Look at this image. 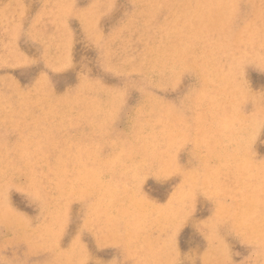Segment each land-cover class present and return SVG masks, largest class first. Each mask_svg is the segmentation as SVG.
Segmentation results:
<instances>
[{
  "label": "rangeland",
  "instance_id": "1",
  "mask_svg": "<svg viewBox=\"0 0 264 264\" xmlns=\"http://www.w3.org/2000/svg\"><path fill=\"white\" fill-rule=\"evenodd\" d=\"M261 65L264 0H0V264H264Z\"/></svg>",
  "mask_w": 264,
  "mask_h": 264
},
{
  "label": "snow or ice",
  "instance_id": "2",
  "mask_svg": "<svg viewBox=\"0 0 264 264\" xmlns=\"http://www.w3.org/2000/svg\"><path fill=\"white\" fill-rule=\"evenodd\" d=\"M40 64V60L39 58H34L32 59L29 63L27 64H24L22 65V67L28 71H30L31 73L35 74L36 72H39L40 69L35 67V65H39ZM245 67V70H247V66H244ZM45 72H47V74L49 76H52V72L49 71L48 69H44ZM260 71L262 73H264V65H261L260 67ZM54 78V77H53ZM158 180H165L167 179L166 177H157ZM196 219L195 216L192 217V221L194 222ZM90 256L92 258L89 259L88 261V264H109V261L106 260L104 257H103V253L102 252H99V251H96L95 249L92 250V252L90 253ZM20 264H22V262H20ZM177 264H188L187 261L183 260V259H180ZM194 264H199L198 261L194 262ZM233 264H236V262H233ZM242 264V262H241Z\"/></svg>",
  "mask_w": 264,
  "mask_h": 264
},
{
  "label": "bare ground",
  "instance_id": "3",
  "mask_svg": "<svg viewBox=\"0 0 264 264\" xmlns=\"http://www.w3.org/2000/svg\"><path fill=\"white\" fill-rule=\"evenodd\" d=\"M57 44V43H56Z\"/></svg>",
  "mask_w": 264,
  "mask_h": 264
}]
</instances>
